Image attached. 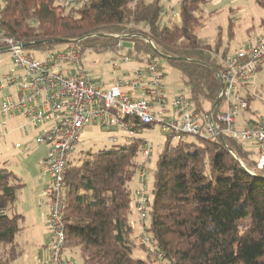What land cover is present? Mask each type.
<instances>
[{"label": "trees", "instance_id": "obj_1", "mask_svg": "<svg viewBox=\"0 0 264 264\" xmlns=\"http://www.w3.org/2000/svg\"><path fill=\"white\" fill-rule=\"evenodd\" d=\"M61 1L3 0L2 29L39 52H53L65 46L59 41H68L84 53H118L123 40L133 59L165 60L177 69L194 107L212 110L222 87L217 54L222 44L197 34L203 26L198 12L211 0H182L179 22L171 26L162 25L159 0H83L68 11ZM258 2L264 8V0ZM247 101L249 112V95ZM133 122L137 131L154 126ZM191 137L174 143L167 135L153 172L150 226L142 228L139 241L130 215L144 142L90 150L80 164L69 162L62 190L64 250H79L83 264H148L134 258L137 246L148 251L149 260L171 264H264V168L257 166L256 146L248 149L249 142L226 135L225 144ZM23 187L0 164V264H12L22 254L16 238L24 216L12 210Z\"/></svg>", "mask_w": 264, "mask_h": 264}, {"label": "built area", "instance_id": "obj_2", "mask_svg": "<svg viewBox=\"0 0 264 264\" xmlns=\"http://www.w3.org/2000/svg\"><path fill=\"white\" fill-rule=\"evenodd\" d=\"M82 1L62 0L61 6L67 9ZM2 12L3 0H0V55L11 54L17 72L0 74V93L14 89L2 100L1 113L26 119L40 132L36 143L49 146L42 162L49 178L43 192L49 201L48 264H79L62 257L66 242L62 190L69 157L80 145L88 126H116L126 131L131 141L136 140L137 133L133 121L144 126L159 124L176 142L185 136L217 141L219 136L224 138L226 135L254 143L257 166L264 168V118L253 120L249 125L238 121L240 113L248 108L246 97H255L249 86L264 64V32L223 56L219 98L224 110L215 114L212 110L196 109L186 91L168 97L158 59H152L131 74L116 77L111 85H106L96 83L86 74L83 69L85 53L75 43L65 45L44 59L25 54L24 43L3 31ZM119 49H125L124 42L119 43ZM131 61L132 57L124 54L119 60L111 59L109 64L117 71ZM242 89H246L245 96L241 94ZM3 129L7 130L5 123ZM110 141L115 143L117 137ZM152 153L153 147L145 142L143 157L146 162L151 160ZM138 174L140 187L135 192L134 206L145 222L150 205L146 163L140 166ZM142 241L147 243L149 239L144 236Z\"/></svg>", "mask_w": 264, "mask_h": 264}, {"label": "rangeland", "instance_id": "obj_3", "mask_svg": "<svg viewBox=\"0 0 264 264\" xmlns=\"http://www.w3.org/2000/svg\"><path fill=\"white\" fill-rule=\"evenodd\" d=\"M146 1L152 2L153 0ZM159 1L161 6L164 8L162 25L171 26L173 23L179 22L181 0ZM66 11H68V8ZM198 15L202 17L203 23V26L197 32L198 36L201 38H207L211 44L218 42L222 44L221 50L217 53L220 62L222 61L223 56H225L224 51H226V54L228 52H234L236 49L243 46L250 40L256 39L264 32V8L259 4L258 0H211L201 9L200 12H198ZM232 22L233 27H231ZM231 28H233L232 31ZM231 32H233V36H230ZM121 42H123V40H121L120 43ZM60 48L61 47L56 48L53 52L59 50ZM24 53L31 54L36 59H44L52 52H39L25 48ZM118 54L119 53L114 51H107L104 53L87 52L85 53L83 60V69L96 83L109 84L112 77H114L109 61L114 57L117 58ZM132 65H134V63H132ZM161 65L164 73L165 86L169 90L171 88L173 90H177V92L186 91L187 94H190L189 87L185 84L181 73L169 65L165 60H161ZM9 72H17L15 63L11 54H1L0 74H7ZM249 89L253 94H255V97L249 96L252 98V102L250 104L251 112H249V116L252 120L257 121L260 118H264V64L262 69L251 79ZM12 91L13 90L9 89L1 92V100L5 99ZM241 94L245 96L246 89H242ZM5 117L1 113L0 101V154L4 153L6 156H9L14 172H16L19 178L23 181L29 180V177L40 176L42 169L39 167V161L43 155L48 154L49 146L36 143V139L40 132L35 129L33 133L31 132L29 135L25 134V139L17 141L18 143L13 141L11 136L7 139L2 138L1 134L3 132V125L6 119ZM242 125L246 124L243 123ZM112 136L120 137L117 144H122L123 140H125L124 143L131 142V140L127 138V132L122 129H118L116 126L101 127L100 125H91L86 127L84 135L81 138L80 145L77 147L75 153L69 157V161L74 165L80 164L85 152L90 151L91 149L94 152L98 150L99 147H94L93 142L96 141L99 142V144L103 142L107 143L109 138ZM135 139L144 143L147 142L153 147L152 157L149 162L145 161L142 153L138 159L141 165L146 163L149 175L147 189L149 198L152 200L153 172L155 170L159 154L165 147L167 134L163 132L159 124H155L151 128H142L138 130ZM190 140H195V138L191 137ZM16 143L20 144V148L17 147ZM174 143H176V141H174ZM7 145L9 148L5 150L4 148L7 147ZM25 146L29 147L26 148ZM246 147L248 149H253L255 145L254 143H247ZM136 182H139V174L136 175L134 181L132 182L133 191ZM29 188H32V183L29 185ZM26 189L27 188H23L18 193L20 202L23 200L25 201L26 198L29 199L30 190ZM135 192L136 191L133 192L134 196ZM46 199L48 200V198ZM38 207H43L41 205L40 198L38 200ZM36 216L38 217V215ZM130 221L134 226V237L137 241H139L142 228H144V226L149 228L150 220L147 217L145 222L142 221L139 213L134 207L130 215ZM22 225L27 230L25 229V232H20L16 238L20 245L22 254L12 264H35L34 257L43 251V247L40 246L41 242L37 239L27 236L28 228L26 227L27 223L25 221H23ZM36 236H39L38 233ZM148 255V251L140 248L139 246H137L133 252L134 258L146 261L148 264H171L168 260L159 261L153 258L152 260H149ZM62 257L70 258L77 261L79 264H83V261L80 258L79 250L77 249H65Z\"/></svg>", "mask_w": 264, "mask_h": 264}, {"label": "crops", "instance_id": "obj_4", "mask_svg": "<svg viewBox=\"0 0 264 264\" xmlns=\"http://www.w3.org/2000/svg\"><path fill=\"white\" fill-rule=\"evenodd\" d=\"M124 47H125L124 50H122V51L119 50V52H118L119 54H118L117 58L114 57L115 59L119 60V57L121 55L127 54L129 52V50L131 49L130 44H126V45H124ZM114 58H112V59H114ZM132 63H134V65H132ZM146 64H147L146 62H139V61L132 58L131 62H129L126 65L121 66L120 69H118L117 71H113L111 68V70L114 74V77H112L111 82L109 84L106 83V85H111L116 77H123L125 75L131 74L136 69L143 67ZM10 90H13L11 93L14 92L13 88H11ZM11 93H9V94H11ZM166 93H167L168 97L173 98L180 92H177V90H173L171 88L169 90L166 87ZM0 101L2 102L1 99H0ZM223 110H224V106L222 104L221 111H223ZM249 112H251V111H249ZM249 112H241V114L238 118V121L242 124L243 123L247 124L248 121L251 120V118L249 116ZM5 116H7V117H5ZM4 117L6 118L5 124L7 125V130L5 131L3 129V132L1 134L2 138H4V139H7L11 136V139L13 141L17 142L20 140H24L26 137L25 134L29 135L31 132L33 133V131H35V130L39 131L38 129H35L33 126H31L28 123V121L22 117H19L16 115H14V116L4 115ZM4 132H6L5 136H4ZM112 137H114V136H112ZM112 137L109 138L107 143L103 142V143L99 144V142L95 141V142H93V146L99 147L98 150H101V149L106 148V147H111L112 145L117 144L119 142V138H120V137L115 136V137H117V141L115 143H112L110 141ZM124 141L125 140H123V143H124ZM8 145H7V147L4 148L5 150H7L9 148ZM17 145H20V144H17ZM25 147L28 148L29 146H25ZM18 148H20V147H18ZM91 151L94 152L92 149H91ZM46 153H47V149H46ZM45 157H46V155H43L39 161V167L42 169L40 176L38 175L36 177H31V178L29 177V180L23 181L21 178H19L18 174L16 172H14V169L12 168L11 163H10L9 156L8 155L6 156L4 153L0 154V164H4L5 167L9 171L14 173L22 181V183L24 184L23 188H27L26 190H30L29 191L30 192L29 199L26 198L25 201L23 200L22 202H20L19 198L17 197L16 204H15L12 211L24 216V221L27 223L26 227L28 228L27 236L34 238V239H37L39 242H41L40 246L43 247V251L41 253L35 255V257H34L35 264H48L47 263L48 254H47V250H46L47 249L46 245H47L48 234H49L48 233V226H47L48 225V219H49V201L46 199L47 197L43 194V192H44V189H45V187L49 181V178L46 175L44 168L42 167V162L45 159ZM137 181H138V179H137ZM31 183H32V188H29V185H31ZM139 187H140L139 182H136L134 185V191L139 189ZM39 198L41 199V205L43 207H38ZM36 215H38V217ZM25 229L26 228L22 225V231L23 232H25ZM37 233L39 236H36ZM16 243L19 245L17 240H16ZM19 247H20V245H19Z\"/></svg>", "mask_w": 264, "mask_h": 264}, {"label": "water", "instance_id": "obj_5", "mask_svg": "<svg viewBox=\"0 0 264 264\" xmlns=\"http://www.w3.org/2000/svg\"><path fill=\"white\" fill-rule=\"evenodd\" d=\"M59 44H65V45H67V44H69V42H68V41H59ZM27 47H28V45L24 43V44H23V48H27ZM218 78H219V80L221 81V76H220V75H218ZM220 103H221V99L218 98L217 102L215 103V105H214L213 108H212V112H214V111L216 110V108L219 106ZM219 140H220L223 144L226 143V142H225V139H224L222 136H219Z\"/></svg>", "mask_w": 264, "mask_h": 264}]
</instances>
